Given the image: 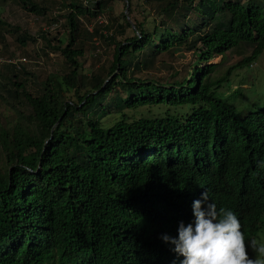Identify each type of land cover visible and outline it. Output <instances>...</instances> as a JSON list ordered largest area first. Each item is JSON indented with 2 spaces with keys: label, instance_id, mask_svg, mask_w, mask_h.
Masks as SVG:
<instances>
[{
  "label": "trees",
  "instance_id": "trees-1",
  "mask_svg": "<svg viewBox=\"0 0 264 264\" xmlns=\"http://www.w3.org/2000/svg\"><path fill=\"white\" fill-rule=\"evenodd\" d=\"M19 1L48 15L43 2ZM62 1L67 43L46 41L67 72L48 76L37 95L20 80L27 62L0 72V87L31 110L0 126V264H182L162 236L178 238L180 223L194 222L205 191L237 215L246 239L258 237L264 104L253 83L233 90V76L264 53V0H145L149 13L122 41L125 14L105 32L83 24L116 0ZM25 35L21 45L36 42ZM94 37L115 51L109 67L87 75L80 58ZM237 48L251 54L222 77L217 65L200 66ZM180 50L192 58L179 70L166 58ZM167 66L171 75L159 77Z\"/></svg>",
  "mask_w": 264,
  "mask_h": 264
},
{
  "label": "rangeland",
  "instance_id": "rangeland-1",
  "mask_svg": "<svg viewBox=\"0 0 264 264\" xmlns=\"http://www.w3.org/2000/svg\"><path fill=\"white\" fill-rule=\"evenodd\" d=\"M36 2H43V5H48V15L46 17L35 15L28 10L22 8L19 0H0V19L6 22L10 27L0 26V72L1 75H11L9 64L20 59L27 58L26 65L23 66L27 74H22L20 80L26 83L30 93L37 95L42 88L43 82L50 75L61 76L67 72V64L64 57L58 51H53L48 46L46 37L52 41V45H57V40L67 43L69 30L64 16L69 12L68 9L62 6V0H35ZM85 3V0H83ZM132 5L133 14L130 15V7ZM148 5L145 0H133L132 3H127L126 0H116L110 3V9L106 10L98 19H87L84 21V27L92 33L96 28L102 29L105 32V26L114 24L117 21L124 25L123 15H127V20L131 24V29H127L125 35L118 34V40L122 41L128 36H132L133 19L143 20L149 12ZM129 18V19H128ZM115 21V22H113ZM132 22V23H131ZM135 25V24H134ZM14 27L18 30L12 31ZM28 33L36 42L28 41L27 44L21 45L17 39L20 36H26ZM45 34V38L42 35ZM95 46L94 47H91ZM115 51V46L94 37L92 41L89 38L85 42V55L80 58L82 65V73L87 75L92 74L101 67H109L111 65L112 57ZM181 51V50H180ZM250 51L245 48H237L228 52L225 57L216 56L209 62H201L200 66L205 67L207 64H215L218 66L216 73L217 77L225 75L227 70L239 63L245 57L250 55ZM176 58L167 57L166 60L170 65H176L180 70L187 66L189 60L192 58L191 53L179 52L175 55ZM256 67V68H255ZM252 68H255L253 70ZM251 71V72H250ZM250 71H243V76L234 78L233 90L244 88L246 90L253 87L256 90V96L260 98V102L264 104V53L258 58L257 62L250 67ZM172 70L162 68L157 73L159 77H169ZM1 81V80H0ZM239 81H242L239 84ZM30 108L26 104H19V100H15L3 88L0 87V126L6 127L10 123L18 121L23 115L27 119L30 114ZM115 115L111 114L105 120H112ZM25 124L28 121H24ZM0 149V161H1ZM260 237H264L263 234ZM253 253V257H254Z\"/></svg>",
  "mask_w": 264,
  "mask_h": 264
},
{
  "label": "clouds",
  "instance_id": "clouds-1",
  "mask_svg": "<svg viewBox=\"0 0 264 264\" xmlns=\"http://www.w3.org/2000/svg\"><path fill=\"white\" fill-rule=\"evenodd\" d=\"M217 204L203 192L193 202L194 222L187 226L181 222L178 238L164 235L163 241L184 258L182 264H264V237H260L264 228L249 241L237 215L230 209L218 210Z\"/></svg>",
  "mask_w": 264,
  "mask_h": 264
},
{
  "label": "built area",
  "instance_id": "built-area-1",
  "mask_svg": "<svg viewBox=\"0 0 264 264\" xmlns=\"http://www.w3.org/2000/svg\"><path fill=\"white\" fill-rule=\"evenodd\" d=\"M89 3V0H85V4H88ZM20 62H27V59L23 58V59H20L19 60ZM19 61H14V63H17Z\"/></svg>",
  "mask_w": 264,
  "mask_h": 264
},
{
  "label": "water",
  "instance_id": "water-1",
  "mask_svg": "<svg viewBox=\"0 0 264 264\" xmlns=\"http://www.w3.org/2000/svg\"><path fill=\"white\" fill-rule=\"evenodd\" d=\"M126 2L129 4V2H128V0H126ZM129 19V18H128ZM132 23V22H131ZM132 27L134 28V29H136V27H135V25L132 23Z\"/></svg>",
  "mask_w": 264,
  "mask_h": 264
}]
</instances>
